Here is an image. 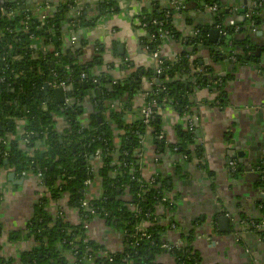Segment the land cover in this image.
Here are the masks:
<instances>
[{
  "label": "trees",
  "instance_id": "16d2710c",
  "mask_svg": "<svg viewBox=\"0 0 264 264\" xmlns=\"http://www.w3.org/2000/svg\"><path fill=\"white\" fill-rule=\"evenodd\" d=\"M47 0H0V167L4 166L20 174L30 171L41 173V182L46 193L37 199L32 208L31 216L26 220L23 228L12 230L8 238L19 239L22 236L32 238L36 243L31 250L23 251L20 261L23 264H158L157 255L167 251L174 259L173 264H201L197 251L190 245L192 234L181 233V247L162 248V244H171L167 237L168 230H176L178 224L172 217L175 204L163 203L164 213L156 215L157 204L163 193L170 191V186L160 176H153V181L147 183L141 170V150L146 134L150 135L155 149L160 154L164 150L178 152L188 160L203 158V152L197 145L196 126L193 131L175 125V143H166L159 137L161 132L160 112L165 106L172 107L180 116L190 113L198 116L190 96L195 90L207 88L218 92L217 105L227 104L224 90L228 76L216 77L217 72L212 65H198L197 60H190L188 49L181 50L176 59L163 58L160 74L154 68L144 69L143 73L153 80L150 90L145 95L147 100H155L154 117L148 124H144L137 116L130 122L123 121L126 109L137 94L134 76L115 83L109 74L98 76L91 72L90 61H81L84 48L88 40L80 39L77 47L67 45L66 37L69 30L74 31L77 26L96 23L104 11L116 12L114 0L99 1V14L87 18L86 8L81 7L80 15L76 18L69 14L67 2L58 4L57 12H50L45 19L35 12V6L42 7ZM193 4L204 1L207 4L216 3L218 10L214 14L215 24H224L227 31L225 36L219 37L212 45V60L217 62L224 59V55L237 65L253 59L249 52L253 51L250 44V27L247 22L258 20V10H253L249 17L243 16L238 30L226 24L224 7L217 0H188ZM9 12H12L9 15ZM172 11H170L171 13ZM69 18L68 27L63 29L59 16ZM67 16V17H66ZM138 19L144 22L145 35L139 40L144 47L148 45V52L158 48L162 38L159 33L168 29V37L180 40V33L174 27L173 16L164 13H141ZM156 20L157 23H153ZM198 30L192 37L182 41L184 45L198 44L211 46L207 37V29L195 25ZM238 33L243 37L237 39ZM184 38V37H183ZM35 40L43 42L45 50H39ZM101 47L98 43H94ZM54 52H58L54 56ZM249 59L247 60V57ZM97 57L91 61L94 63ZM197 68V71H192ZM199 69L201 71H199ZM135 73V74H136ZM85 74V78L81 75ZM157 76L158 83L154 82ZM65 82L72 86L66 93L68 99L76 98V104L69 108L68 104L56 103L51 83ZM48 89L44 88V84ZM87 88L97 86L103 93V99H114L122 104V110H99L90 115L87 125L82 126L77 116L84 108L82 100H78L82 85ZM111 84V87H106ZM155 88H159L155 92ZM94 100H98L95 98ZM54 116L65 118L67 124L60 132L55 125ZM100 117V121L97 117ZM24 121L20 140H12L3 144L6 135L16 130L14 118ZM121 130L117 136L113 135L112 126ZM43 141L44 149L38 148ZM192 147V148H191ZM6 152V157L2 154ZM98 156L100 167L90 170L91 162ZM199 168H206L203 162ZM260 177L254 182L255 187H264V163L259 165ZM237 174V172H234ZM208 174L211 176L210 172ZM42 176L45 177L42 180ZM99 180L101 193L88 201V207L82 206L84 182L89 179ZM62 195H67V207L78 209L79 222L73 224L65 219L64 213L57 210L51 213L48 203ZM1 205V201H0ZM260 217L264 216V200L259 202ZM140 208L148 213H136L132 208ZM90 210H93L92 213ZM94 217L104 220V224L123 234L125 247L122 251H109L99 242L89 239L83 224ZM167 218V223H164ZM240 218H245L240 215ZM141 219H150L146 233L150 236H140L135 226ZM166 219V220H167ZM258 218L255 222H259ZM174 225L172 228L171 225ZM3 224L0 222V235L3 234ZM256 231V230H255ZM264 237V231H256ZM2 245L0 244V251ZM111 258V260H109ZM88 259L91 261L88 262ZM0 264H16L13 257L0 255Z\"/></svg>",
  "mask_w": 264,
  "mask_h": 264
},
{
  "label": "crops",
  "instance_id": "0c3cea01",
  "mask_svg": "<svg viewBox=\"0 0 264 264\" xmlns=\"http://www.w3.org/2000/svg\"><path fill=\"white\" fill-rule=\"evenodd\" d=\"M63 1L47 0L51 4ZM99 1L78 0V4L86 8L87 18H91L99 14L96 8ZM114 1L116 12H110L104 20L99 17L96 23L77 26L74 31L69 30V32L77 37L76 43L72 44L74 47H77L80 39L88 40L80 59L90 61L91 72L97 76L101 73L109 74L112 80L117 81L125 79L127 73L136 71L134 69L150 68L154 62L140 43L139 37L143 30L136 23L138 15L153 12L165 13L171 9V4L169 0ZM217 1L224 10L228 9V12H225V20H233L238 25L242 22L243 16L246 17V10L253 4V0H247L246 3H243V0ZM262 1L263 4L258 13V27H261L260 21L264 20V15L261 14L262 10L264 13V0ZM234 5L237 7L236 10L232 9ZM185 6L183 11L172 13L174 27L180 33L181 41L163 37L158 44L157 52L162 58L176 59L178 53L187 48L190 60H197V64L201 66L212 65L217 73L230 77L224 87L227 104L223 107L217 105L218 92L207 88L195 90L190 96V101L194 103V109L198 114V128L203 135L197 140L202 145L201 162L206 168H199L196 160H187L178 152L164 150L159 154L150 135L146 134L142 143L140 160L142 174L145 178L162 177L170 186V192L175 195L176 208L172 217L178 224V228L167 231L169 241L181 243L180 234L195 233L194 227L197 221L204 225V230L200 232V239L190 240V245L199 253L201 264H264V237H260L249 224L250 220L256 221L260 217L259 202L264 200V196L262 189L254 186V182L258 179L257 171L245 169L253 164L259 166L264 163V69L258 68V63L252 60L242 65L235 64L229 58L213 61L210 53L212 45L216 42L210 41L208 36V30L215 28L213 13L207 10L198 12L193 9V6ZM192 11L195 13L192 14ZM195 25L207 29L211 46L198 44L192 49L191 44L187 46L182 43L187 37L194 35ZM255 25L257 27L256 23ZM62 27L66 29L68 25L64 24ZM254 31L251 29L248 31L253 49L261 39L259 36H251ZM241 37L243 35L238 33L237 39ZM94 43L100 45V52L98 49L95 52ZM70 44L67 42L68 46ZM119 44L123 45L122 54L117 48ZM94 56L97 60L92 63ZM145 76V74L140 75L139 79L142 80L143 89L147 91L149 85L145 82ZM106 87H109L108 84ZM143 95L144 92L137 89L136 96L129 103L131 108L124 112L125 123H130L137 116L144 102ZM82 104L84 108L78 114L77 121L84 126L88 124L90 115L95 112L98 103L87 97ZM122 104L123 102H119L117 106L114 105L104 113L107 116L109 110H122ZM160 119L166 139L174 143L176 141L174 127L180 122L179 115L172 108L166 107L161 110ZM54 120V127L61 132L67 124L66 120L61 116L54 117ZM14 122L17 128L10 133L11 141L19 139L24 124L22 117L14 118ZM112 128L114 136L121 133V130L114 125ZM44 146L43 141L38 143V148L44 149ZM232 148L235 151L244 152L242 157L230 159L236 162L243 161L241 171L237 173L238 182L236 183L227 172L230 161L226 162L227 151ZM91 165L96 171L100 167V159L94 158ZM207 171L211 176L207 174ZM15 177V179L20 178L19 175ZM21 177H24L22 185H13L8 182L6 175L0 176V189L2 187L0 222L4 229L3 234L0 235L2 245L0 255L19 260L21 253L30 250L33 243L26 236L10 240L7 233L24 227L26 220L32 214L34 203L46 193L45 186L33 172H24ZM100 190L99 180L94 178L87 189L86 196L91 199L96 198ZM66 202L67 197L62 195L56 200H51L48 203V209L51 213L61 210L65 219L76 223L77 209L67 207ZM212 211H218V214L224 211L227 214L244 215L248 222L240 223L236 230L231 226L230 231L223 235L218 231L217 235H212V224L218 230ZM230 225H232L231 222ZM86 234L89 239L99 242L109 251H120L123 247L120 233L107 228L101 220L91 221ZM172 261L173 257L164 252L156 258L158 264H171ZM88 262L91 261L88 260ZM16 264L23 263L20 261Z\"/></svg>",
  "mask_w": 264,
  "mask_h": 264
},
{
  "label": "built area",
  "instance_id": "2783aa9c",
  "mask_svg": "<svg viewBox=\"0 0 264 264\" xmlns=\"http://www.w3.org/2000/svg\"><path fill=\"white\" fill-rule=\"evenodd\" d=\"M170 1V4H171V9L170 10H168V11H166L164 14L166 15V16H168V15H172V13L173 12H178V11H183L185 8H186V6H185V4H184V2H180L179 0H169ZM188 1V0H187ZM63 2H67L68 4V8H69V10L72 12V14H73V17H77L78 15H80V8H81V6L78 4V0H64ZM58 4L59 3H55V4H51V3H48L47 1L44 3V5L42 6V7H40V6H35L34 8H35V12H37L39 15H40V18L41 19H45L46 18V16L49 14V10L51 9V7L53 6V5H56L57 7H58ZM262 4H263V1L262 0H253V4H252V6L250 7V9H248V10H246V17H249L250 15H251V13H252V11L253 10H257V8H259V7H261L262 6ZM236 6L234 5V6H232V9L233 10H236ZM193 9L195 10V11H202V10H207V11H210V12H212L213 13V15L215 14V12L218 10V5L216 4V3H212V4H207V3H205L204 1H198L196 4H193ZM170 11H172L171 13H170ZM111 11H104L99 17H100V19L101 20H104L107 16H108V14L110 13ZM192 14H194L195 12L194 11H192L191 12ZM12 14V12H9V15H11ZM136 23L138 24V26L139 27H141L142 28V30H143V32H142V35L141 36H143V35H145V30H144V27H145V23L144 22H141L139 19H138V21H136ZM153 23H157L156 22V20H153ZM226 24L227 25H229V26H231V27H233L234 28V30L235 31H237L238 30V27L235 25V22L233 21V20H229V21H226ZM252 26H254V20H252V19H250V21H249V27H252ZM214 27H215V29H217V31H218V38L219 37H222V36H225L226 34H227V31H226V29L224 28V24H215V21H214ZM197 29L196 28H194V32H193V34L195 35L196 33H197ZM170 34V31L168 30V29H162V31L159 33V37L160 38H163V37H168V35ZM69 36L68 37H66L65 39H66V41L67 42H70L71 44H74V43H76V41H77V37H76V35L74 34V33H72L71 34V32H69V34H68ZM34 44L35 45H37V48L39 49V50H45V48H44V44H43V42H41V41H39V40H35L34 41ZM95 52L97 51V49H98V47L97 46H95ZM143 49L146 51V53L148 54V55H150L153 59H154V62H153V64H154V70H155V72H156V74H160L161 72H162V69H161V64H162V57L158 54V52H157V50L156 51H153L152 53H149L148 52V49H149V47H148V45H146V46H144L143 47ZM58 55V52H54V56H57ZM212 56H213V52H211L210 53V58H212ZM177 58V57H176ZM171 59H173V58H171ZM127 60V59H126ZM231 60L232 61H234L235 60V57H232L231 58ZM128 63V62H127ZM197 71V68H193L192 69V71ZM199 71H201L200 69H199ZM102 74V73H101ZM97 76V75H96ZM81 78H85V74H82L81 75ZM154 79V81H155V79H158L157 78V76L155 77V78H153ZM0 81H2V78L0 79ZM116 82V80H112V84L113 83H115ZM152 83H153V80H151L149 83H148V85H149V87L152 85ZM50 86H52L53 88H55V87H62V89L64 90V92H65V94L67 93L66 91H65V88H66V86H67V84L65 83V82H63V81H61V82H59V83H51L50 84ZM93 89H97V86H95V87H92ZM151 88V87H150ZM158 89L159 88H155V92H158ZM150 89H148L146 92H144V95H143V99H144V102H143V104L141 105V107L139 108V118L143 121V123L144 124H148L151 120H152V118L154 117V110H153V107L155 106V100H147L146 101V98H145V95H147V92L149 91ZM69 100L70 99H68L67 98V96H66V99H65V104H68L69 105ZM166 107H170V106H165L164 108H166ZM170 108H172V107H170ZM173 109V108H172ZM174 110V109H173ZM175 111V110H174ZM176 112V111H175ZM54 117H57V116H54ZM179 117H180V122H179V125H181L184 129H187V130H190V131H193L194 130V127L196 126V123H197V121H198V116H196V115H194V114H188V113H185V114H183L182 116H180L179 115ZM24 133V131H22L21 130V132H20V136H19V140H20V137H21V135ZM9 136H10V134H7L6 135V138H5V140H3L2 141V143L3 144H7V142L9 143L10 141H11V139L9 138ZM159 137L160 138H162L166 143H171L170 141H168L167 139H166V137H165V133H164V131L162 130V128H161V132H160V135H159ZM175 143V142H174ZM8 145V144H7ZM141 153H142V150H141ZM6 155H7V153L6 152H4L3 154H2V157H6ZM184 156V158L186 157L185 155H183ZM93 158H99L98 156H95V157H93ZM235 166H236V162L234 161V160H230L229 162H228V172H231V173H234V170H235ZM90 170L92 171L93 170V168H92V165H91V168H90ZM8 171H11L10 169L9 170H5V171H3L2 169H1V167H0V176H4V175H6V173L8 172ZM24 172H27V171H23V172H21L20 174H16V175H19L20 177L24 174ZM35 174V173H34ZM143 175V174H142ZM36 176L38 177V179L41 181V173L40 172H38L37 174H36ZM144 177V176H143ZM145 178V177H144ZM145 181L147 182V183H151L152 181H153V179H152V177H150V178H145ZM91 182H92V179H89V180H86L85 182H84V189H83V199H82V201H81V204H82V206H86V207H88V201L89 200H93V199H96V198H89V197H87L86 196V192H87V189H88V187L91 185ZM42 183V182H41ZM1 189H2V187H1ZM0 189V190H1ZM1 192V191H0ZM262 194H263V196H264V187L262 188ZM2 193V192H1ZM100 193H101V190H100ZM66 197H67V195H65ZM0 198H1V194H0ZM175 201H176V198H175V195L173 194V193H171L170 191H167V192H165V193H163V195L160 197V203H158L157 204V213H156V215H161V214H163L164 213V210H163V203H169V204H175ZM66 204H67V202H66ZM260 206V205H259ZM76 209V208H75ZM134 211L136 210V213H140V214H145L146 216H149V214L148 213H145V212H143V211H141L140 210V208H132ZM78 210V209H77ZM92 213H94L93 212V210H90ZM78 212V211H77ZM226 215H228V217H229V219H230V222L232 223V225H233V227H234V230H236L237 228H238V225L240 224V223H242V222H248V219H245V218H240V216H235V215H232V214H227L226 213ZM77 217H78V213H77ZM260 218V221L259 222H255L254 220H250L249 221V224H250V227L252 228V229H254V231L256 230V231H264V216H262V217H259ZM96 220V219H98V220H101L103 223H104V220H102V219H100V218H98V217H94L91 221H93V220ZM167 218H164L163 220H164V223H167V221H168V219L166 220ZM67 220V219H66ZM91 221L90 222H85L84 224H83V227L85 228V231H88V229H89V227H90V223H91ZM71 222V221H70ZM79 222V217H78V220H77V222L76 223H73V222H71V223H73V224H77ZM149 222H151V220L150 219H141L140 221H139V223H137V225L135 226V231H136V233L138 234V235H140V236H145L146 238H148L150 235L149 234H147L146 233V227L148 226V224H149ZM106 226V225H105ZM107 227V226H106ZM171 227L173 228L174 227V225L172 224L171 225ZM108 228V227H107ZM111 229V228H110ZM237 233V232H236ZM120 235L122 236V245H123V247H122V249L120 250V251H122L123 249H124V247H125V244H124V238H123V234H121L120 233ZM30 240L32 241V243H33V245H32V247L30 248V250L33 248V247H35V245H36V243L33 241V239L32 238H30ZM181 244H182V242L180 243V242H177V243H171V244H162L161 245V247L162 248H166V249H171V247H178V246H180L181 247ZM164 253H168V254H170L169 252H167V251H164ZM158 256V255H157ZM16 260V262L18 263V262H20V260L19 259H15ZM89 260V259H88ZM109 260H111V258L109 259ZM174 263V259H173V261H172V263L171 264H173Z\"/></svg>",
  "mask_w": 264,
  "mask_h": 264
},
{
  "label": "water",
  "instance_id": "95a60500",
  "mask_svg": "<svg viewBox=\"0 0 264 264\" xmlns=\"http://www.w3.org/2000/svg\"><path fill=\"white\" fill-rule=\"evenodd\" d=\"M100 1L102 2L103 0H100ZM179 1L180 2H184V4L189 6V7L193 6V3L191 1H187V0H179ZM246 1L247 0H243V3H246ZM99 7H100V5L97 4L96 8L98 10V13H99ZM260 8L261 7L257 8V10L259 11ZM50 12H57V6L53 5L51 7V9L49 10V13ZM225 12H228V9H225ZM69 14H71V16H73L71 11L69 12ZM261 14L264 15L263 10H262ZM59 20H60L61 25H64V24L67 25L68 22L70 21L69 18L65 19L63 14L59 16ZM258 23L259 22L257 21L256 22L257 27H256L255 24H254V26L250 27L251 30H255L251 34V36L252 35L253 36L254 35L255 36H259V37H261V39L256 43L255 49L252 52H250L249 55H251L253 57V59H252L253 62H257L258 63V68L264 69V20L260 21L261 27H258ZM247 25L249 26V22H247ZM68 36L69 35L67 34V37ZM208 36H209V40L210 41L216 42L217 38H218L217 29H215V28L209 29ZM117 48L119 49V53L122 54L121 49L123 48V45L119 44L117 46ZM224 58L227 59L226 55H224ZM248 59H249V56L247 57V60ZM246 63H249V62H246ZM150 67L154 68V64H152ZM134 70H136V71H131L130 73H127L126 77L128 78V77L134 76L133 78L136 79V80L133 81V82L137 85L136 86L137 89H140L142 92H146V90L143 89V87H142L143 86L142 85V80L139 79L140 75H138L136 73L137 71H139V73L142 74L143 71H144V68H138V69H134ZM220 76H224V74L223 73H217L216 77H220ZM144 79H145L146 83H149L151 81L149 76H145ZM154 82L158 83L159 79H155ZM108 86L111 87V84H108ZM150 87L148 86V89H150ZM44 88L48 89V85L46 83L44 84ZM71 90H72V86L71 85H67L66 88H65V91L66 92H70ZM52 91H53L54 99H55L56 103H58V104L65 103L66 94H65L64 90L62 89V87H55V88H53ZM87 97H90L91 100H94L95 98H98V100L96 102L98 103L99 110H102L103 108L107 110V109H109L110 107H112L114 105L117 106L118 103H119L118 100L103 99V93H102V90L100 88H98V89L87 88L86 84H83L82 85V90L79 92L78 100H82L84 102ZM75 104H76V98H73V99L69 100V108L75 106ZM97 118L100 121V117L98 116ZM0 128H1V121H0ZM195 132H196L197 138L203 136V135H201L200 129L198 127H196ZM227 154H228V156L226 158V162H228L231 158L242 157L244 155V152L235 151V149L232 148L231 150L227 151ZM91 158H93V156ZM237 162H238V166L236 167L235 171L239 173L241 171L242 162L243 161H239L238 160ZM3 164H4V166H6L7 161L4 160ZM245 169L250 170L251 167L249 166V167H246ZM227 172H228V170H227ZM228 173H229L230 177L234 178V182L235 183L238 182L237 174H234V173H231V172H228ZM15 176H16V174L12 170L8 171L6 173V177H7L8 182H10L13 185H22L24 177H20L19 179H15L16 178ZM44 179H45V177L42 176V180H44ZM217 212L214 211L213 212V216H215L214 218L216 220V225L218 227V230H216L214 228V224H212L211 234L212 235H217L218 234L217 231H218V232H220L219 234L223 235L226 232L228 233L230 231L231 226L233 227V225H230V219H229L228 215H226V213H224V211H222L219 214ZM232 215L237 216L238 214L235 213V214H232ZM202 221H203V219H202ZM195 222H196L197 225L194 227V232L195 233H193V237L195 239L196 238L200 239L201 238L200 232H202L204 230V225L203 224H199V222H197V221H195Z\"/></svg>",
  "mask_w": 264,
  "mask_h": 264
},
{
  "label": "flooded vegetation",
  "instance_id": "af4514ba",
  "mask_svg": "<svg viewBox=\"0 0 264 264\" xmlns=\"http://www.w3.org/2000/svg\"><path fill=\"white\" fill-rule=\"evenodd\" d=\"M208 31H209V30H208ZM217 40H218V38H217ZM216 42H217V41H216ZM253 50H254V49H253ZM211 52H212V51H211ZM249 53H250V52H249ZM249 53H248V55H249ZM244 63H246V61H245ZM126 78H127V77H126ZM126 78H125V79H126ZM119 102H120V101H119ZM118 104H119V103H118ZM112 107H113V106H112ZM110 108H111V107H110ZM114 110H115V109H114ZM64 119H65V118H64ZM197 123H198V121H197ZM197 123H196V127H198V124H197ZM61 132H62V131H61ZM197 139H198V138H197ZM196 143H197V145H199V146L201 147V149H202V145L198 143V140H197ZM191 148H192V147H191ZM182 156H183V155H182ZM185 158L187 159V157H185ZM192 159H194V160L197 161V166H198V163H199L200 161H202L203 158H202L201 160H199V159H197V158H192ZM187 160H188V159H187ZM235 162H236V161H235ZM237 166H238V162H236L235 170H236V167H237ZM198 167H199V166H198ZM250 167H251L252 170H256V171H257L256 175H258L257 178H259V177H260V171H258L259 168H257V167H259V166H258V165L255 166V165L253 164V166L250 165ZM201 169H202V168H201ZM235 170H234V172H236ZM207 172H208V171H207ZM237 173H238V172H237ZM207 174H208V173H207ZM234 174H235V173H234ZM254 175H255V173H254ZM256 175H255V176H256ZM192 236H193V234H192ZM192 238L194 239V237H192Z\"/></svg>",
  "mask_w": 264,
  "mask_h": 264
},
{
  "label": "rangeland",
  "instance_id": "374dc122",
  "mask_svg": "<svg viewBox=\"0 0 264 264\" xmlns=\"http://www.w3.org/2000/svg\"><path fill=\"white\" fill-rule=\"evenodd\" d=\"M177 113V112H176ZM178 114V113H177ZM179 115V114H178ZM1 169L3 170V171H5V170H9V168H7L6 166H1Z\"/></svg>",
  "mask_w": 264,
  "mask_h": 264
}]
</instances>
